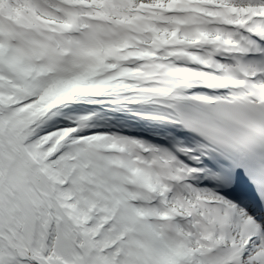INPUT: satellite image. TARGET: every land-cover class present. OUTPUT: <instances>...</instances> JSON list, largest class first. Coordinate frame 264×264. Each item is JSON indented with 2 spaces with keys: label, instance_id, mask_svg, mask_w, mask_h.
<instances>
[{
  "label": "snow or ice",
  "instance_id": "1",
  "mask_svg": "<svg viewBox=\"0 0 264 264\" xmlns=\"http://www.w3.org/2000/svg\"><path fill=\"white\" fill-rule=\"evenodd\" d=\"M236 167L264 202V0H0V264H264Z\"/></svg>",
  "mask_w": 264,
  "mask_h": 264
},
{
  "label": "bare ground",
  "instance_id": "2",
  "mask_svg": "<svg viewBox=\"0 0 264 264\" xmlns=\"http://www.w3.org/2000/svg\"><path fill=\"white\" fill-rule=\"evenodd\" d=\"M99 109H102V113L98 112ZM75 110L88 111V114L97 113V117H99L98 124H104L113 128H118L128 135L135 133L136 135L148 137L154 143L168 148H172L173 145L181 141H186V138L192 135L191 133L184 132L179 127L173 126L167 122H159L144 119L143 117L135 116L132 114V112L128 111H109L103 106L97 105L75 106ZM132 111H142L146 113H151L154 112L155 109L133 108ZM205 165L209 167L214 166L213 162L208 160L205 161ZM193 182L208 187L212 186V182L208 179H203L201 181L200 178H197ZM254 202H259V200L253 199L251 198L250 194H247L242 205H249L251 212L255 215H257L258 212L264 213V203H262L261 205L260 203L254 205ZM236 203L240 205L239 202ZM257 218L259 219L260 217L257 216Z\"/></svg>",
  "mask_w": 264,
  "mask_h": 264
},
{
  "label": "rangeland",
  "instance_id": "3",
  "mask_svg": "<svg viewBox=\"0 0 264 264\" xmlns=\"http://www.w3.org/2000/svg\"><path fill=\"white\" fill-rule=\"evenodd\" d=\"M65 111H68V110H65ZM98 112H99V113H102V109H99ZM70 114H74V115H76V116H79V115H86V114H88V111L75 110V108H74ZM98 121H99V117L96 116V117L91 121V123H93V124H98ZM137 138H140V139H143V140H145V141H148V142H151V143H153V144H156V143H154L153 141H151V140H149V139H146V138H144V137H139V136H138ZM157 145H159V144H157ZM241 207L246 208L247 211L249 212V214H251V215H255V214H253V213L250 211V208H249L247 205H244V206H241ZM257 219H258V218H257Z\"/></svg>",
  "mask_w": 264,
  "mask_h": 264
}]
</instances>
